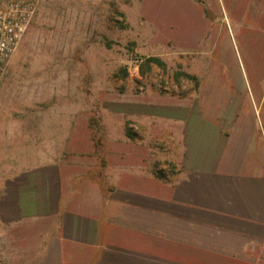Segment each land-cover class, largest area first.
<instances>
[{"label": "crops", "instance_id": "1", "mask_svg": "<svg viewBox=\"0 0 264 264\" xmlns=\"http://www.w3.org/2000/svg\"><path fill=\"white\" fill-rule=\"evenodd\" d=\"M246 6L184 5V67L118 129L58 102L0 121V264H264V0Z\"/></svg>", "mask_w": 264, "mask_h": 264}, {"label": "rangeland", "instance_id": "2", "mask_svg": "<svg viewBox=\"0 0 264 264\" xmlns=\"http://www.w3.org/2000/svg\"><path fill=\"white\" fill-rule=\"evenodd\" d=\"M194 1L36 0L16 49L0 65V100L14 104L0 108V121L25 111L47 114L46 104L58 102V110L79 106L81 115L118 129L121 101L167 97L175 69L184 67L183 56L169 49V27ZM237 1L246 7L259 2ZM219 47L222 66H236L230 44ZM147 57L158 61L146 63ZM1 126L0 140L7 136Z\"/></svg>", "mask_w": 264, "mask_h": 264}, {"label": "built area", "instance_id": "3", "mask_svg": "<svg viewBox=\"0 0 264 264\" xmlns=\"http://www.w3.org/2000/svg\"><path fill=\"white\" fill-rule=\"evenodd\" d=\"M36 0L0 3V65L6 63L33 16Z\"/></svg>", "mask_w": 264, "mask_h": 264}, {"label": "trees", "instance_id": "4", "mask_svg": "<svg viewBox=\"0 0 264 264\" xmlns=\"http://www.w3.org/2000/svg\"><path fill=\"white\" fill-rule=\"evenodd\" d=\"M150 60H155L156 62L158 61L157 58H154V57H147V58L145 59V62L148 63ZM141 66H142V64H141Z\"/></svg>", "mask_w": 264, "mask_h": 264}]
</instances>
